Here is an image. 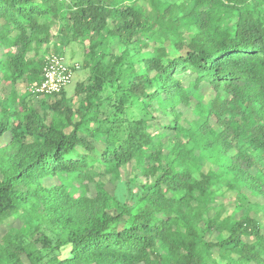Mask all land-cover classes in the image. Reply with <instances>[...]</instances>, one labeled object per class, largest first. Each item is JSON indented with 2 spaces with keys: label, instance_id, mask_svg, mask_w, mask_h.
<instances>
[{
  "label": "trees",
  "instance_id": "1",
  "mask_svg": "<svg viewBox=\"0 0 264 264\" xmlns=\"http://www.w3.org/2000/svg\"><path fill=\"white\" fill-rule=\"evenodd\" d=\"M72 43L87 82L35 95ZM2 89L0 264H264V0H0Z\"/></svg>",
  "mask_w": 264,
  "mask_h": 264
},
{
  "label": "rangeland",
  "instance_id": "2",
  "mask_svg": "<svg viewBox=\"0 0 264 264\" xmlns=\"http://www.w3.org/2000/svg\"><path fill=\"white\" fill-rule=\"evenodd\" d=\"M176 1H182V0H176ZM64 57L67 61L68 64H78L81 66L79 70L75 72L74 78L72 83L66 88V92L68 93V96L72 97L74 95V89L75 86L80 83V82H87L88 76H89V71L84 69L83 66V58H84V53L83 49L79 44L72 43L68 47L64 49ZM25 89L24 86H21L19 90L23 92ZM6 89L0 90V99H3L7 94H6ZM199 101L202 99L198 97ZM193 116V112L190 111L189 113L184 114V118H190ZM175 136V133H170L169 136L165 139H173ZM9 137L7 136L5 139L2 140V145L6 144L8 141ZM209 169H216V167L212 164H206L204 167V171H207ZM130 172V167H125L122 169L121 173V180L119 182H114L113 179H111L110 175H104L102 177H98L99 182H101L106 190H108L112 195L122 197V195L125 193V187H126V179L129 175ZM55 180H47L46 184L51 185L54 184ZM224 195L222 199L218 200V205H223L225 208L224 212V217L231 215L235 211V207L237 204V197L236 193H233L231 191H226V189H223ZM252 203H256L255 205L248 204L244 209L239 211L236 214V217L239 218L241 217L244 213H248L251 215V217L256 218L257 220L260 221L263 227V232H264V200L262 199H252ZM213 213V212H211ZM21 225L19 220H10L4 225L0 226V238L7 232L8 229L10 228H15L19 227Z\"/></svg>",
  "mask_w": 264,
  "mask_h": 264
},
{
  "label": "built area",
  "instance_id": "3",
  "mask_svg": "<svg viewBox=\"0 0 264 264\" xmlns=\"http://www.w3.org/2000/svg\"><path fill=\"white\" fill-rule=\"evenodd\" d=\"M79 69L80 65L68 64L64 56L51 53L45 59L42 83L33 86L32 90L38 97L58 94L72 83Z\"/></svg>",
  "mask_w": 264,
  "mask_h": 264
}]
</instances>
